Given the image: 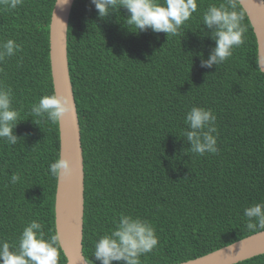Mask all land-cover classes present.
Here are the masks:
<instances>
[{"label": "trees", "instance_id": "1", "mask_svg": "<svg viewBox=\"0 0 264 264\" xmlns=\"http://www.w3.org/2000/svg\"><path fill=\"white\" fill-rule=\"evenodd\" d=\"M55 0L0 4V43L21 45L0 62V84L13 92L19 112L16 145L0 140V241L18 243L32 220L46 238L55 233L58 122L37 125L31 108L53 94L48 26ZM169 36L136 33L126 9L100 19L90 0H74L67 27V60L83 156L82 253L88 264L94 243L114 229L121 213L150 221L159 242L141 264L194 259L261 229L247 228L244 209L264 202V73L257 64L250 23L244 43L224 63L200 66L215 41L202 25L210 4ZM203 29V30H202ZM216 115L217 154L189 151L182 136L193 107ZM13 173L21 179L10 183ZM59 264H65L60 249ZM119 264V262H113ZM234 264H264V253Z\"/></svg>", "mask_w": 264, "mask_h": 264}, {"label": "clouds", "instance_id": "2", "mask_svg": "<svg viewBox=\"0 0 264 264\" xmlns=\"http://www.w3.org/2000/svg\"><path fill=\"white\" fill-rule=\"evenodd\" d=\"M23 0H0L7 8L16 9ZM70 0H57L61 9ZM100 19L119 9H126V24L134 27L136 33L151 30L169 36L179 35L181 27L197 12V0H90ZM238 0H224L219 6L210 4L202 14V25L210 31L215 46L208 57L201 58L200 66L211 69L227 61L235 48L245 40L247 29L242 25L244 15L237 11ZM203 30V29H202ZM21 51V45L13 39L0 43V62L11 58ZM70 111V102L55 93L43 95L31 108L33 122L37 125L47 119L52 123L60 121ZM19 112L13 107V92L0 84V140L16 145L21 139L14 129L17 126ZM217 117L211 109L193 106L185 114L182 136L191 153L199 156L217 154ZM53 178L67 175L70 163L63 157L57 158L48 166ZM21 179L13 173L10 183ZM247 228L264 229V202L255 203L244 209ZM115 227L109 233L101 235L94 243L93 257L100 264H141V257L151 253L157 247L159 238L154 225L141 217L121 213L114 220ZM61 235L55 232L46 238L43 225L37 220L30 221L23 229L16 245L0 241V264H59V243Z\"/></svg>", "mask_w": 264, "mask_h": 264}, {"label": "water", "instance_id": "3", "mask_svg": "<svg viewBox=\"0 0 264 264\" xmlns=\"http://www.w3.org/2000/svg\"><path fill=\"white\" fill-rule=\"evenodd\" d=\"M74 0L63 9L55 0L48 26L50 75L53 92L67 98L70 111L58 121L59 157L70 172L56 178L54 228L66 263L88 264L82 253L84 172L80 129L67 60V27ZM256 42L257 64L264 73V0H238ZM264 253V230L248 235L202 256L173 264H234Z\"/></svg>", "mask_w": 264, "mask_h": 264}]
</instances>
